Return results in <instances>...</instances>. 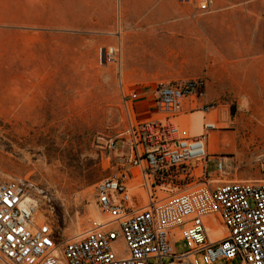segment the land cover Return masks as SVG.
Listing matches in <instances>:
<instances>
[{"label":"rangeland","instance_id":"374dc122","mask_svg":"<svg viewBox=\"0 0 264 264\" xmlns=\"http://www.w3.org/2000/svg\"><path fill=\"white\" fill-rule=\"evenodd\" d=\"M0 1L6 2L0 5V47L11 56L26 55L28 72L35 73L26 87L0 78L2 103L16 106L0 109V175L26 182L38 199L36 216H45L58 236L73 238L87 229L93 211L98 215L95 185L113 173L104 140L117 141L115 156L125 151L117 137L130 121L149 116L150 93L158 83L182 79L175 75L195 58L196 47L178 38L177 14L155 13L147 26L145 15L116 8L110 15L114 29L95 30L90 27L98 25V17L109 15L92 17L81 9L73 30L67 0ZM124 32L131 34L126 45L120 41ZM110 49L114 53L106 57ZM51 80L56 84L48 85ZM132 92L140 95L135 101L127 99ZM213 110L222 114L207 139L214 157L209 175L222 181L263 179L256 156L264 150V94L227 95ZM173 242L178 254L188 250L185 241ZM196 260L204 264L200 254Z\"/></svg>","mask_w":264,"mask_h":264},{"label":"built area","instance_id":"2783aa9c","mask_svg":"<svg viewBox=\"0 0 264 264\" xmlns=\"http://www.w3.org/2000/svg\"><path fill=\"white\" fill-rule=\"evenodd\" d=\"M194 2L202 14L214 10V0ZM205 90L204 77L160 82L150 93L149 116L130 121L117 137L125 151L115 156L117 141L104 140L113 173L95 185L98 215L76 237L58 236L45 216H36L38 199L26 182L0 175V264H198L197 254L204 264L236 258L264 264V178L211 177L207 139L217 128L205 116L201 133L188 135L178 121L214 109L201 103ZM256 163L264 177V150ZM212 216L224 227L215 240ZM175 237L187 251L176 252Z\"/></svg>","mask_w":264,"mask_h":264},{"label":"crops","instance_id":"0c3cea01","mask_svg":"<svg viewBox=\"0 0 264 264\" xmlns=\"http://www.w3.org/2000/svg\"><path fill=\"white\" fill-rule=\"evenodd\" d=\"M5 3L0 1V5ZM116 8L121 13L132 11L135 15H145L142 20L147 26L153 24L154 14L158 12L179 16L178 38L196 48L195 58L181 67L175 76L182 78L178 80L206 79L202 104L212 105L215 109L227 95L264 94V0H214V10L206 14L196 9L194 0L183 5L178 0H67L68 22L72 20L73 23L72 27L68 23V27L74 30L75 14L81 9L85 14L88 9L92 17L109 15L103 19L98 17V25L90 29H114L110 23L115 21L110 15L115 14ZM152 31L151 27L148 28V35L152 36ZM130 38L128 32L120 35V41L125 45ZM28 67L26 55L11 56L0 47V78L15 79L12 82L14 87H26V79L35 74L28 72ZM39 77L42 78V75ZM42 84L39 81L36 86L42 87ZM47 84L52 86L56 82L51 80ZM3 92L0 91V109L16 108L15 105L2 103ZM211 115H208L211 120L218 121L217 116ZM207 146L208 150L211 149L209 143Z\"/></svg>","mask_w":264,"mask_h":264},{"label":"bare ground","instance_id":"6f19581e","mask_svg":"<svg viewBox=\"0 0 264 264\" xmlns=\"http://www.w3.org/2000/svg\"><path fill=\"white\" fill-rule=\"evenodd\" d=\"M114 53V50H110V51H106V57H111ZM212 114L211 116H217L219 117L222 114V111L219 112L218 110H212L211 112H209L208 114L202 112V111H198V112H194L191 114H188L186 116H182L181 118L178 119V121H180L182 123V125L184 126L186 132L188 135H199L201 133V128H202V123L205 121L204 117L208 116ZM211 117V118H212ZM213 119V118H212ZM212 123H214L215 127H217L218 121L217 120H211ZM57 143V142H56ZM39 207V205H38ZM39 209V208H38ZM93 217H96V212L93 211ZM37 216H39V210H37ZM211 220L214 219H218V217H210ZM218 222L221 223V221H219V219L217 220ZM218 224V223H217ZM224 232V227L221 223V225L217 226L215 230H210L209 231V237L212 240L217 239L221 234H223Z\"/></svg>","mask_w":264,"mask_h":264},{"label":"trees","instance_id":"16d2710c","mask_svg":"<svg viewBox=\"0 0 264 264\" xmlns=\"http://www.w3.org/2000/svg\"><path fill=\"white\" fill-rule=\"evenodd\" d=\"M233 112H234V109L232 108V109H231V114H233Z\"/></svg>","mask_w":264,"mask_h":264}]
</instances>
